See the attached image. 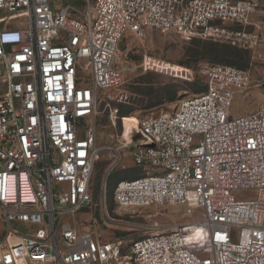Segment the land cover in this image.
I'll use <instances>...</instances> for the list:
<instances>
[{
	"label": "built area",
	"instance_id": "1",
	"mask_svg": "<svg viewBox=\"0 0 264 264\" xmlns=\"http://www.w3.org/2000/svg\"><path fill=\"white\" fill-rule=\"evenodd\" d=\"M257 9L258 0H93L81 11L51 0H0V264H264V102L231 114L250 74L230 65L203 66L204 91L171 112L135 116L129 139L109 148L106 177L125 156L142 172L115 183V207L176 204L190 222L154 228L124 253L120 239L69 220L92 208L103 150L93 119L100 91L120 84L126 35L171 32L256 52L264 46L251 21ZM141 67L191 77L150 54ZM103 191V221L117 222L105 184ZM187 227L205 231L209 254L188 247Z\"/></svg>",
	"mask_w": 264,
	"mask_h": 264
},
{
	"label": "rangeland",
	"instance_id": "2",
	"mask_svg": "<svg viewBox=\"0 0 264 264\" xmlns=\"http://www.w3.org/2000/svg\"><path fill=\"white\" fill-rule=\"evenodd\" d=\"M86 1L93 0H51L55 8L67 4L79 11L85 7ZM75 15L79 16V13ZM251 21L260 26L264 40V0H258V9L252 15ZM119 50L120 84L100 91L96 115L93 119L96 145L103 147V150L92 175V208L77 213L74 220L73 218L69 220L72 223L76 222L79 226L97 228L98 231H102L104 240L120 239L125 253L131 242L147 235L152 229L165 231L176 225L186 224L192 219L185 215L182 206L176 204L130 209L115 207L108 195V190H111L120 179L134 178L142 174L132 165L130 158L125 156L111 175L106 177L108 166L113 160V152L109 148L117 147L121 142L120 120L125 128L126 116H137L147 110H152L154 113L175 110L182 99L205 90L206 80L200 70L203 66L212 64L230 65L248 71L250 82L247 86L235 90L230 110L232 115L253 112L264 102V46L255 52L240 49L222 41L201 38L185 41L171 32L151 31L142 40L135 38L132 34L126 35L119 45ZM145 54L163 58L187 68L191 73L190 80L154 71H144L141 62ZM114 109H123V115H120L118 111L115 114ZM113 114L116 115V120L112 118ZM122 153L125 155L128 151L122 150ZM103 184H105L106 208L111 216L118 219L117 222L105 224L103 221L100 206V199L104 192ZM91 220H94V223ZM3 233L4 227L0 219V240ZM185 235L188 247L196 250L200 255L210 253V246L203 229L187 227Z\"/></svg>",
	"mask_w": 264,
	"mask_h": 264
},
{
	"label": "bare ground",
	"instance_id": "3",
	"mask_svg": "<svg viewBox=\"0 0 264 264\" xmlns=\"http://www.w3.org/2000/svg\"><path fill=\"white\" fill-rule=\"evenodd\" d=\"M112 118L114 120L117 119V117H116L115 114H113V117ZM124 120L126 122V127L123 128V130L121 128V132L123 133V136L121 138H126L128 140L129 139V132H130L131 128L136 125V118H135L134 115H129V116H126L124 118ZM127 120L129 121V124L128 125H127Z\"/></svg>",
	"mask_w": 264,
	"mask_h": 264
},
{
	"label": "trees",
	"instance_id": "4",
	"mask_svg": "<svg viewBox=\"0 0 264 264\" xmlns=\"http://www.w3.org/2000/svg\"><path fill=\"white\" fill-rule=\"evenodd\" d=\"M117 111L120 113V115H123V113H124V112H123V111H124L123 109H119V110H117ZM110 175H111V173L109 174V176H110ZM109 176H108V177H109ZM108 177H107V178H108ZM113 188H114V186L112 187L111 190H108V195H109L111 201H112V192H113Z\"/></svg>",
	"mask_w": 264,
	"mask_h": 264
}]
</instances>
